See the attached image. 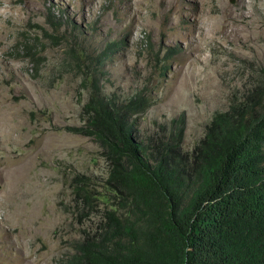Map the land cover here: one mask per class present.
Here are the masks:
<instances>
[{"label": "rangeland", "instance_id": "obj_1", "mask_svg": "<svg viewBox=\"0 0 264 264\" xmlns=\"http://www.w3.org/2000/svg\"><path fill=\"white\" fill-rule=\"evenodd\" d=\"M88 69L106 94L151 98L139 139L185 115L191 152L264 74V0H0V264L71 254L72 179L107 176L95 140L68 130L85 125Z\"/></svg>", "mask_w": 264, "mask_h": 264}, {"label": "trees", "instance_id": "obj_2", "mask_svg": "<svg viewBox=\"0 0 264 264\" xmlns=\"http://www.w3.org/2000/svg\"><path fill=\"white\" fill-rule=\"evenodd\" d=\"M105 75L87 70L85 125L68 130L95 140L107 176L72 179L79 238L58 264H264V74L191 152L185 115L139 139L151 98L106 94Z\"/></svg>", "mask_w": 264, "mask_h": 264}]
</instances>
